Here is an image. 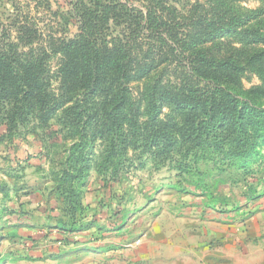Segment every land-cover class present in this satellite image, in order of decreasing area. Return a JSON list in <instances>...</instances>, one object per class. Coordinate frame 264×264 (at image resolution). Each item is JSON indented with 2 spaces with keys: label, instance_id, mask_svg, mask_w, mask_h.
Wrapping results in <instances>:
<instances>
[{
  "label": "trees",
  "instance_id": "trees-1",
  "mask_svg": "<svg viewBox=\"0 0 264 264\" xmlns=\"http://www.w3.org/2000/svg\"><path fill=\"white\" fill-rule=\"evenodd\" d=\"M223 6L209 16L185 17L167 0H76L75 34L53 46L62 55L58 97L50 91L46 51L19 50L31 45L38 31L21 22L17 43L0 39V137H13L27 123H33L34 133L61 112L59 121L72 139L56 174L61 215L49 232L70 235L89 228L78 191L95 141H106L103 160L111 175L118 174L124 150L144 137L138 131L141 103L133 110L131 84L156 74L161 65L171 66L175 78L163 82L159 75L148 87L144 108L153 125L167 106L183 118L179 124L164 122L152 145L161 143L164 152L187 145V154L208 148L242 169L253 155L264 159V47L256 46L264 45V18L233 2ZM225 37L242 46L225 50ZM246 67L259 75L261 86L242 88ZM18 204L23 213L40 210L34 203ZM14 214L16 208L2 216Z\"/></svg>",
  "mask_w": 264,
  "mask_h": 264
},
{
  "label": "rangeland",
  "instance_id": "rangeland-1",
  "mask_svg": "<svg viewBox=\"0 0 264 264\" xmlns=\"http://www.w3.org/2000/svg\"><path fill=\"white\" fill-rule=\"evenodd\" d=\"M167 1L185 17L207 12L209 16L214 8L220 11L226 2H233L247 11L258 10L256 16L264 18V0ZM75 6L76 0H0V39L17 43L21 22L38 31L32 44L20 45L19 50L32 46L46 51L50 91L57 97L61 94L58 69L62 55L53 46L59 38L75 34L71 12ZM224 39L225 50L242 46L232 37ZM174 71L161 65L156 74L131 84L133 110L141 103L138 131L144 137L124 150L118 174L111 175L103 160L106 141H95L90 167L78 191L84 205L83 221L90 224L85 230L70 235L48 231L61 215L56 174L72 144L68 129L59 121L62 113L47 127H36L34 133L33 123H27L13 137H0V264H188L185 253L194 249L192 242L203 238L200 233L208 234L203 231L208 220L237 222L255 213L259 198L264 200L260 154L253 155L242 169L208 148L187 154V145H175L165 152L161 143L152 145L164 122L179 124L183 118L167 106L153 125L144 108L148 87L161 74L163 82L174 80ZM240 78L244 90L263 84L248 67ZM2 131L0 125V135ZM20 202L30 207L34 203L40 210L24 209L27 213H23ZM13 208L16 214L2 216ZM66 236L70 240L64 242Z\"/></svg>",
  "mask_w": 264,
  "mask_h": 264
},
{
  "label": "crops",
  "instance_id": "crops-1",
  "mask_svg": "<svg viewBox=\"0 0 264 264\" xmlns=\"http://www.w3.org/2000/svg\"><path fill=\"white\" fill-rule=\"evenodd\" d=\"M262 198H259L255 213L240 221L230 222L227 218L208 220L207 230H203L208 234L200 233L203 238L208 239L205 241L201 238L192 242L194 249L185 253V256L190 258L188 264H264ZM187 243L185 242V245Z\"/></svg>",
  "mask_w": 264,
  "mask_h": 264
}]
</instances>
